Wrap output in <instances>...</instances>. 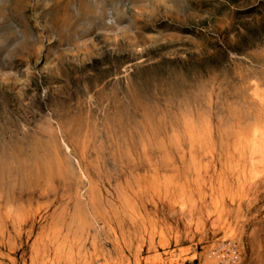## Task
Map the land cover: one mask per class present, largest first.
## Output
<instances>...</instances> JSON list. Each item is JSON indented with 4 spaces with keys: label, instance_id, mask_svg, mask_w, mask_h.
<instances>
[{
    "label": "rangeland",
    "instance_id": "obj_1",
    "mask_svg": "<svg viewBox=\"0 0 264 264\" xmlns=\"http://www.w3.org/2000/svg\"><path fill=\"white\" fill-rule=\"evenodd\" d=\"M231 246L264 264V0H0V264Z\"/></svg>",
    "mask_w": 264,
    "mask_h": 264
},
{
    "label": "built area",
    "instance_id": "obj_2",
    "mask_svg": "<svg viewBox=\"0 0 264 264\" xmlns=\"http://www.w3.org/2000/svg\"><path fill=\"white\" fill-rule=\"evenodd\" d=\"M220 253V252H219ZM223 255V254H222ZM225 260L228 261L230 264H237L238 260H239V256H238V250L234 247L231 246L228 250H227V254L225 256ZM220 264H226V262H222Z\"/></svg>",
    "mask_w": 264,
    "mask_h": 264
},
{
    "label": "bare ground",
    "instance_id": "obj_3",
    "mask_svg": "<svg viewBox=\"0 0 264 264\" xmlns=\"http://www.w3.org/2000/svg\"><path fill=\"white\" fill-rule=\"evenodd\" d=\"M216 255V254H215ZM211 258V257H210ZM210 260H212V259H210Z\"/></svg>",
    "mask_w": 264,
    "mask_h": 264
}]
</instances>
